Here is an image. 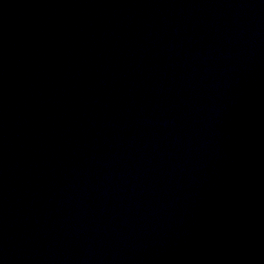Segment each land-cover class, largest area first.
Segmentation results:
<instances>
[{
    "label": "water",
    "instance_id": "obj_1",
    "mask_svg": "<svg viewBox=\"0 0 264 264\" xmlns=\"http://www.w3.org/2000/svg\"><path fill=\"white\" fill-rule=\"evenodd\" d=\"M0 264H264V0H0Z\"/></svg>",
    "mask_w": 264,
    "mask_h": 264
}]
</instances>
